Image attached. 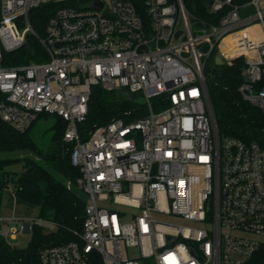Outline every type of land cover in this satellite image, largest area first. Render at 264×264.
<instances>
[{
	"label": "built area",
	"instance_id": "1",
	"mask_svg": "<svg viewBox=\"0 0 264 264\" xmlns=\"http://www.w3.org/2000/svg\"><path fill=\"white\" fill-rule=\"evenodd\" d=\"M0 3V118L24 132L42 113L62 116L86 194L81 230L44 246L41 263L246 264L264 244V149L221 133L204 57L239 37L219 52L228 64L244 57L238 93L264 113V0H208L216 15L201 24L184 0ZM250 4L256 13L242 17ZM30 35L42 46L37 59L5 64L3 52ZM94 86L142 97L84 138L78 124ZM35 224L56 228L38 215L0 213V237Z\"/></svg>",
	"mask_w": 264,
	"mask_h": 264
},
{
	"label": "trees",
	"instance_id": "2",
	"mask_svg": "<svg viewBox=\"0 0 264 264\" xmlns=\"http://www.w3.org/2000/svg\"><path fill=\"white\" fill-rule=\"evenodd\" d=\"M191 20L201 24V20L212 21L216 13L211 12L208 0H184ZM38 11H41L38 9ZM48 17V13L44 15ZM1 18V3H0ZM197 20L199 22H197ZM42 51L38 39L30 35L24 46L12 52L4 51V63L13 65L37 59L35 53ZM217 50L210 53L215 60ZM244 57L234 59L231 64H217L205 67L207 86L219 128L222 134L238 137L244 141H256L264 149V113L254 104L244 100L238 93V86L244 81L242 70ZM127 96L94 86L89 99L86 118L78 124L84 138L88 137L96 125L106 123L121 116L122 112L135 105ZM142 111V110H141ZM140 114L134 113L132 117ZM55 115L54 134L50 150L42 152L30 134V128L21 132L0 118V153L16 150L37 152L47 159L59 172L57 178L52 171L41 163V159L27 155L21 157H0V188L14 186V193L22 203L39 207L38 216L56 223L54 230H46L33 225L31 239L26 247H18L0 237V264H42L40 250L47 245L59 244L75 239L74 231L81 230L85 219L86 194L77 185L80 170L73 166L70 158L72 144L64 140L67 121L58 114L42 113L38 116ZM23 162L22 170L9 167ZM71 181V185H68ZM246 264H264V244Z\"/></svg>",
	"mask_w": 264,
	"mask_h": 264
},
{
	"label": "rangeland",
	"instance_id": "3",
	"mask_svg": "<svg viewBox=\"0 0 264 264\" xmlns=\"http://www.w3.org/2000/svg\"><path fill=\"white\" fill-rule=\"evenodd\" d=\"M240 13L242 17L254 15L256 13V7L255 5L250 4L240 9ZM257 21L258 20H255L254 22H257ZM195 28H197V25H195ZM255 30L259 31L258 28ZM223 42L218 47L219 51L222 52L225 50H230L231 45H227L228 47H223L222 46ZM219 51L217 49V53L215 54V57L216 55H220V57L224 60L223 55ZM38 53H40V51H38ZM204 58L206 59L207 67H212L214 64V61H216V60H213V58H211L210 56L208 57L206 56ZM115 92L125 97L128 93V91L124 88L118 89ZM141 97H142L141 93H138V97L136 99L137 101L135 102H138L141 99ZM55 120H56L55 115H50L49 117L42 116L35 121V123L32 125L30 129L31 136L38 143L40 149H42V152H47L50 150V146L52 144V137L54 134L53 124ZM27 155H31V156L41 159L42 164L47 166L57 178H61V175L59 174V172L51 166L48 160L40 157L37 152L30 153L28 151L16 150V151L8 152V153H0V157L9 156V157L23 158ZM22 164L23 162L21 161L19 163L12 164L9 168L15 171H20L22 170ZM104 205L117 208V205L113 204L111 201L104 203ZM0 213L4 215L13 216V217H36L39 214V207H35L30 204L20 202L14 193L13 184L9 183L8 187L2 188V189L0 188ZM160 218H163L164 220H171L174 223H186L188 225H195L193 222L191 223L189 221H186L176 216H168L166 214H163V215L161 214ZM13 224L19 228L22 223L21 221H17ZM46 229L48 230V228ZM30 239H31L30 232H26V233L19 232L15 238L9 237L8 241L11 244L16 245L18 247H26Z\"/></svg>",
	"mask_w": 264,
	"mask_h": 264
},
{
	"label": "bare ground",
	"instance_id": "4",
	"mask_svg": "<svg viewBox=\"0 0 264 264\" xmlns=\"http://www.w3.org/2000/svg\"><path fill=\"white\" fill-rule=\"evenodd\" d=\"M259 29V25L258 24H256V25H254V26H252V27H250V28H248L247 30H244V31H242V33L241 34H244V33H247L249 30H250V32L251 33H253V32H255V31H257V30H255V29ZM237 39H239V37H237ZM237 39H234V37L231 35V36H227L225 39H224V42H223V47H228L227 45H234V46H236L237 44H238V41H237ZM222 50H223V48H222ZM226 51V50H225Z\"/></svg>",
	"mask_w": 264,
	"mask_h": 264
},
{
	"label": "water",
	"instance_id": "5",
	"mask_svg": "<svg viewBox=\"0 0 264 264\" xmlns=\"http://www.w3.org/2000/svg\"><path fill=\"white\" fill-rule=\"evenodd\" d=\"M215 60H216V63L217 64H224V60L220 57V55H216V57H215ZM136 97V95L135 94H130V95H128V98L129 99H133V98H135Z\"/></svg>",
	"mask_w": 264,
	"mask_h": 264
}]
</instances>
